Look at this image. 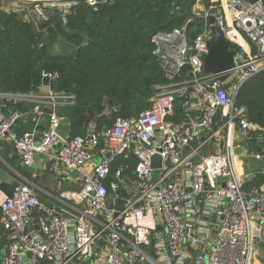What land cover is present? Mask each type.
<instances>
[{
    "label": "built area",
    "instance_id": "2783aa9c",
    "mask_svg": "<svg viewBox=\"0 0 264 264\" xmlns=\"http://www.w3.org/2000/svg\"><path fill=\"white\" fill-rule=\"evenodd\" d=\"M105 1L19 0L45 20H66L82 3L97 10ZM215 1L219 8L205 13L204 28L192 40L179 29L153 37L166 82L156 85L149 108L118 117L102 133L64 139L61 119L52 113L42 137L18 134L12 128L25 113L15 108L3 116L7 104L0 105V141L11 142L23 166L32 167L42 154L76 173L80 184L67 194L75 203L72 211L41 201L30 184L6 194L0 181L8 237L0 264H264V187L243 188L235 152L238 131L257 132L264 141V127L237 104L241 87L264 73V0ZM211 15L235 49L227 80L202 70ZM42 78L57 80L59 73L43 71ZM3 96L14 105L34 101L38 114L42 105L76 102L72 93L53 91ZM179 104L190 112L182 125L172 120ZM213 139L222 150L203 154ZM130 154L136 158L135 185L122 197V168L107 181L115 160ZM155 155L161 161L153 167ZM254 156L262 159L264 148ZM3 238L0 233V249Z\"/></svg>",
    "mask_w": 264,
    "mask_h": 264
},
{
    "label": "trees",
    "instance_id": "16d2710c",
    "mask_svg": "<svg viewBox=\"0 0 264 264\" xmlns=\"http://www.w3.org/2000/svg\"><path fill=\"white\" fill-rule=\"evenodd\" d=\"M196 1L106 0L97 10L80 4L67 21L56 16L39 31L0 8V91L37 92L43 71L58 72L53 90L76 95L73 106L62 108L70 136L86 135L91 121L101 128L136 116L151 105L154 86L166 82L152 35L195 25L196 36L205 25L203 18L188 20ZM56 36L70 53L50 52L48 39ZM237 104L264 127V73L241 87Z\"/></svg>",
    "mask_w": 264,
    "mask_h": 264
},
{
    "label": "crops",
    "instance_id": "0c3cea01",
    "mask_svg": "<svg viewBox=\"0 0 264 264\" xmlns=\"http://www.w3.org/2000/svg\"><path fill=\"white\" fill-rule=\"evenodd\" d=\"M160 48H163V47H160ZM163 73H164V69H163ZM164 76H165V73H164ZM44 80L45 79L41 77V85L39 87V91L56 92L52 88V83L55 80L53 81L49 80V85H45ZM155 87L156 85L154 86V89ZM4 93H11V92H1L0 91V105L7 104L6 106H3L4 107L3 108L4 111H2L3 116H7L9 112L13 111L15 108L25 113V115L21 118V120L18 121L16 125L12 128L13 132L22 134L26 131H30V132H34L37 138H40L42 137L43 133L50 128V116L52 113H55L61 119V124L58 130L62 128H66L70 136L71 122L66 123V124L62 123L63 119L65 118L69 119L67 116L65 115L63 116L62 108L71 107L74 104L73 105L58 104L57 106H53L49 104L42 105L41 114H38L37 112L38 104H36L34 101L19 102L15 105L8 104L5 102V99L3 98ZM58 93H66V92H58ZM67 93H72V92H67ZM151 99H152V96L151 98H149L150 103H151ZM116 108L117 107H114V110ZM47 109H50L51 113H49ZM106 113L110 114L111 112L109 109H107ZM188 116H190V112L189 110H187V107L183 104H179L177 106L176 114L172 117V120L176 124L182 125L183 123L187 121V119L189 118ZM105 128H107V126L98 128V124L95 121H91L88 123V133L86 135H89L92 133H95V134L102 133ZM92 129H94V131H91ZM240 133L244 134L243 131H238L236 132V137H237V134H240ZM250 133L252 134L251 141L253 142L255 149H256V151L253 150V152L251 153V155L254 156L255 153L262 152L264 141L260 140L259 133L252 132V131H250ZM86 135H82V136H86ZM221 144L222 143L215 142V139H213V142L207 147H205L202 150V153L203 154L211 153L208 150H214V149H216V151H221L222 150ZM135 162H136V158L132 154H130L128 157H125V156L118 157L115 160V162L112 164V175L107 182L115 180L114 174L116 170L120 168H122V176L124 178L123 181L125 183L126 182L128 183L129 181H131L126 176L127 174H129V177L132 178V182H133L135 180V176H134ZM243 166L244 165H242V167ZM254 167L257 168L256 164L254 165ZM252 169H253V166H252ZM0 174H2L4 177L2 181L0 180L1 189L6 194L11 193L16 185L21 184L20 182H25L26 184L32 185L36 193L38 194L39 198L41 199V201H44L49 206L63 207V208L71 209L72 211H75V209H73V206L75 205V203L73 200L67 197V194L69 192L76 191L79 189L80 184L77 183L76 181L77 174L69 170H66L56 161L49 159L48 156H45L42 154L37 155L34 165L30 168H27L23 166L20 156L18 152L16 151V149H14V147L12 146L11 142L9 140H2L0 141ZM29 179L34 180V181H38L39 179H46V180H49V185L38 186L36 183L29 182L30 181ZM126 179H128V181H126ZM247 186L249 188L244 187V184H243V188L245 190L256 191V190H251L252 188L249 185ZM122 191L126 192L127 190L122 188L120 190V193H122ZM5 232L6 231L3 226V213L0 209V233H4V238H3L1 249H0V258H2L3 255L5 254V250L8 244V237H7V233L5 234Z\"/></svg>",
    "mask_w": 264,
    "mask_h": 264
},
{
    "label": "rangeland",
    "instance_id": "374dc122",
    "mask_svg": "<svg viewBox=\"0 0 264 264\" xmlns=\"http://www.w3.org/2000/svg\"><path fill=\"white\" fill-rule=\"evenodd\" d=\"M219 5H220V2H216L215 0H197L196 3L192 6V10H191L192 15L189 16L188 20L194 21L196 17L204 19V15L207 11L215 10L219 8ZM0 8L8 13L14 12L20 20H23L24 22L32 24L34 26L33 28L36 29V31H39V29H45V28H40V24L43 22H46V20L42 16H40L33 9V7L29 4H23L19 2V0H0ZM179 31H183L187 39L192 40V38L195 37V36L193 37V34L197 31V26L193 25L191 28H187L184 25L182 26V28H179ZM171 32H165V33H171ZM162 33L163 32H160V33L157 32L152 35V38L156 36L157 34H162ZM48 42L50 44V52H52L53 54L70 53L72 51L71 49L65 46L66 44L60 40L59 36H56V38H54L52 41L48 39ZM173 43H176V42H173ZM157 47L158 46L156 44L154 47L155 49L153 51H155ZM156 58L158 61L161 62V58H162L161 54L160 55L156 54ZM154 94L152 95V97L154 96ZM251 136L252 134L250 132L248 134L246 133L237 134V142L239 146L237 147V150L235 152L237 154V160H238L237 164H239V161H240L242 165H244L240 169L242 170V172L245 171L244 172L245 177L243 178L244 187L249 188L247 186L249 185L252 188L251 190H259L264 187V158L256 159L254 156L251 155L253 150L256 151L255 146L253 142L251 141ZM263 148H264V145H263ZM208 151L213 152V151H216V149L208 150ZM255 164L257 168L254 167ZM252 166H253V169H252ZM126 176L131 181H129L128 183L127 182L124 183L123 189L127 191L126 192L122 191L121 193L122 197L130 196L133 186L135 185L134 181L132 182V178L129 177V174H127ZM29 180H30L29 182L36 183L38 186L49 185V180H46V179H39L38 181H34L31 179ZM126 181H128V179H126ZM20 183L26 184L25 182H20Z\"/></svg>",
    "mask_w": 264,
    "mask_h": 264
},
{
    "label": "water",
    "instance_id": "95a60500",
    "mask_svg": "<svg viewBox=\"0 0 264 264\" xmlns=\"http://www.w3.org/2000/svg\"><path fill=\"white\" fill-rule=\"evenodd\" d=\"M209 24L211 25L212 36L208 41V52L201 56L202 70L206 73L217 74L222 80H227L235 67V49L232 48L231 41L225 37L221 27L216 24V15L209 17ZM44 84L49 85V80L45 79ZM47 111L51 113L50 109H47ZM69 122L67 118L62 120V123L65 124ZM91 131H94V129ZM58 133L64 139L69 137V132L66 128L59 129ZM107 156H110V152ZM160 161V156L155 155L152 160V166H159ZM0 178L1 181L4 179L2 174H0ZM65 216L68 215L65 214Z\"/></svg>",
    "mask_w": 264,
    "mask_h": 264
}]
</instances>
